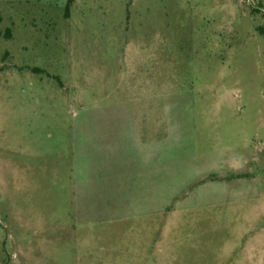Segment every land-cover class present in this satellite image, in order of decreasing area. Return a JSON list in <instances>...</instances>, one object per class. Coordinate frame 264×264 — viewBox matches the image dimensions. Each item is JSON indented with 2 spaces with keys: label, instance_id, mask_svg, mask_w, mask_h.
Here are the masks:
<instances>
[{
  "label": "rangeland",
  "instance_id": "374dc122",
  "mask_svg": "<svg viewBox=\"0 0 264 264\" xmlns=\"http://www.w3.org/2000/svg\"><path fill=\"white\" fill-rule=\"evenodd\" d=\"M0 264H264V0H0Z\"/></svg>",
  "mask_w": 264,
  "mask_h": 264
},
{
  "label": "trees",
  "instance_id": "16d2710c",
  "mask_svg": "<svg viewBox=\"0 0 264 264\" xmlns=\"http://www.w3.org/2000/svg\"><path fill=\"white\" fill-rule=\"evenodd\" d=\"M68 9V8H67Z\"/></svg>",
  "mask_w": 264,
  "mask_h": 264
}]
</instances>
